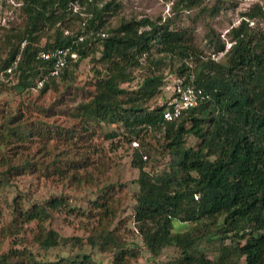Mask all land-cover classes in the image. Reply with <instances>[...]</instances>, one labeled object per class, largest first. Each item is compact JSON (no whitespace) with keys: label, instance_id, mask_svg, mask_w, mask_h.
<instances>
[{"label":"trees","instance_id":"1","mask_svg":"<svg viewBox=\"0 0 264 264\" xmlns=\"http://www.w3.org/2000/svg\"><path fill=\"white\" fill-rule=\"evenodd\" d=\"M16 1L22 26L3 32L7 57L0 62V71L16 62L12 74L15 77L18 73L15 86L31 88L39 82V90L45 92L50 86L56 87V78L72 80L78 62L86 58L103 65L102 69H94L96 80L89 103L79 105L72 113L83 122L81 110L92 106L88 120L122 127L120 133L110 131L108 139L120 135L127 143L138 140L131 161L138 171L132 181L137 192L133 195L129 221L148 253L156 256L161 249L173 245L179 255L170 264H264V32H252L247 25V19L264 18V11L255 5L243 15L239 24L231 28L232 44L228 49L218 42L216 51L224 57L221 63L204 59L185 31L172 30L169 23L160 19H120L116 26H109L108 20L120 9L115 0ZM169 1L175 9L200 5L202 0ZM205 10L210 14L219 11ZM75 23L74 33L64 34L66 30L73 31ZM42 35L47 42L40 45ZM81 36L83 39L78 41ZM68 47L65 65L57 74L51 75L53 59L37 58L38 51ZM153 51L161 54V59H153ZM97 52L99 57L95 60ZM145 56L150 63L146 76L135 90L124 87L133 81L132 70L143 64ZM191 60L195 62L192 69L188 63ZM163 61L173 66L179 80L175 85L202 91L197 105L173 121L162 118L168 101L153 109L146 107L163 86L159 69ZM17 120L16 117L0 123V166H6L0 173V191L9 186L8 178L19 172L10 163L12 149H8V144L15 138L41 135L38 129L23 133L21 125L12 127L10 122ZM205 121L207 125L203 127ZM150 132L161 140V151L140 138L141 133ZM190 135L200 140L195 146L186 142L185 137ZM157 156L167 157L168 162L158 174H153L146 167ZM19 165L26 168L29 162L23 159ZM94 205L98 209L97 225L90 229L87 242L91 246L98 244L101 250L106 246L112 248L114 258L110 264H126V257L136 258L129 247H119L118 228L113 229L110 223L116 209L108 204V196ZM17 206L22 222L38 223L34 235L38 249L48 251L59 245L58 233L45 222L51 220L53 212L64 208L62 195L53 194L26 204L27 208L21 203ZM15 222L8 225L13 227ZM177 223H191L196 226L195 231L173 234ZM10 230L9 226L2 228V242L14 234ZM198 233L201 235L197 236ZM205 235L228 240L230 250L208 259L196 243ZM128 245L133 247L134 243ZM15 246L13 243L7 249L0 248V264H49L33 259L31 251H19ZM57 264L95 262L88 255L76 254Z\"/></svg>","mask_w":264,"mask_h":264},{"label":"rangeland","instance_id":"2","mask_svg":"<svg viewBox=\"0 0 264 264\" xmlns=\"http://www.w3.org/2000/svg\"><path fill=\"white\" fill-rule=\"evenodd\" d=\"M115 1L120 5V9L117 15L108 20L109 26H116L120 19L144 16L153 20L160 19L169 23L172 30L185 31L191 45L204 59L210 58L221 63H224V57L223 53L216 51L218 42L224 44L225 50L228 49L232 44L231 28L239 24L243 15L255 5L264 11V0H202L200 5L190 8L180 6L175 9L169 0ZM18 6L16 0H0V62L7 57L6 48L3 46V32L22 26L23 20ZM209 8H217L219 11L210 14L205 10ZM76 9L77 6L74 10ZM247 20L252 32H264V18ZM76 29L75 23L73 31L66 30L64 34L74 33ZM45 42L46 37L40 36L38 43L43 45ZM98 57L97 52L93 59ZM161 57V54L152 52L153 59L159 60ZM146 58L147 56L142 58L143 64L140 67L132 70L134 79L124 87L131 90L138 87L137 84L146 76L150 67ZM188 63L191 69L194 68V61ZM102 66L86 58L78 62L72 80L56 78V87L50 86L45 92L39 90V82L31 88L21 89L15 86L18 80L17 72L15 77L0 79V123L17 117L15 123L10 122L12 127L21 125L20 131L23 133L34 129L41 133L29 139L15 138L8 144V149H12L9 153L10 163L18 167L19 172L12 174L13 176L8 178L9 186H4L0 191V231L9 226L10 233H14L3 242L0 239V248L7 249L16 243L15 247L19 251H31L33 259L49 264H57L76 254L90 256L95 264H110L114 258L112 248L106 246L101 250L97 247L98 244L91 246L87 242L90 229L97 225L98 209L94 203L98 200L103 202L104 197L108 196V204L116 209L110 223L113 229L118 228L119 247H129L128 250L137 254L136 258L126 257V264H170L179 255L178 248L170 245L161 249L156 256H151L143 245L141 236L129 221L133 195L137 192V187L132 181L137 178L138 171L131 161L133 148L137 147L138 140L127 143L120 135L108 139L106 135L110 131L120 133L122 127L120 124L105 125L88 120L93 112L92 106L86 111L81 110L80 114L85 120L83 122L76 119L72 113L79 105L89 103L96 80L94 69H102ZM159 69L163 86L159 93L147 102L146 107L150 109L167 102L177 82L174 68L168 61H163ZM206 125V121L202 122L203 127ZM140 138L143 143H149L161 151L162 142L153 132L141 133ZM185 138L187 144L192 146L200 141L191 135ZM23 159L29 162L26 168L19 165ZM156 159L146 167L153 174H158L168 162L167 157L160 159L157 156ZM5 168L6 166H0V173H3ZM53 194L62 195L64 208L60 212H53L51 220L45 222V225L58 233L60 242L57 247L42 251L34 242L38 223L22 222L18 218L20 207L17 203L27 208L26 204L42 201ZM88 215L92 218H88ZM12 220H16L17 225L10 227L8 223ZM195 227L191 223H177L172 232L192 233ZM208 227L206 229L211 233ZM200 235L201 233L197 234ZM203 237L196 243L208 259H215L230 250L226 239L220 241L214 235ZM133 243V247L128 245Z\"/></svg>","mask_w":264,"mask_h":264},{"label":"built area","instance_id":"3","mask_svg":"<svg viewBox=\"0 0 264 264\" xmlns=\"http://www.w3.org/2000/svg\"><path fill=\"white\" fill-rule=\"evenodd\" d=\"M101 37H104L105 34L100 33ZM83 37H78L77 40L81 41ZM70 51V48H58L50 51H38L37 58L40 59H53L54 68L51 72V75L57 74L58 70L64 67L65 57ZM75 55L72 54V57ZM16 62H13L9 67L0 71V79L4 77H12L13 70L15 68ZM179 81V80H178ZM177 81V82H178ZM202 91L199 88L193 86L183 87L181 84L175 85L172 88V94L167 102V108L162 112V118L164 121H173L178 119L183 111L188 110L189 108L195 107L198 103V99L201 96Z\"/></svg>","mask_w":264,"mask_h":264}]
</instances>
